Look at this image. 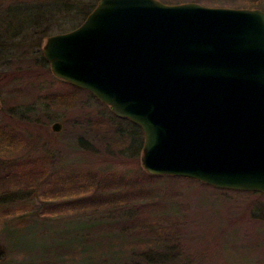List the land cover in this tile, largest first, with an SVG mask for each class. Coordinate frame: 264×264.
Masks as SVG:
<instances>
[{
	"label": "rangeland",
	"instance_id": "obj_1",
	"mask_svg": "<svg viewBox=\"0 0 264 264\" xmlns=\"http://www.w3.org/2000/svg\"><path fill=\"white\" fill-rule=\"evenodd\" d=\"M35 1L41 6H34ZM73 1L75 11L90 9L93 3ZM158 1L264 11V0ZM50 2L0 0V6L13 7L9 16L0 11V21H11L10 30L16 35L5 40L0 55V125L15 129L24 142L8 157L0 152V179L4 174L19 176L16 184L0 186V264H61L62 260L63 264H146L139 258L132 261L127 244L116 237L118 232L107 230L103 237L92 233L93 240L75 243L83 224L126 221L133 218L131 213L150 216L154 230H175L171 235L177 246L164 251L172 255L164 264H264V195L222 192L187 180H148L142 153L130 133L135 128L113 116L88 91L53 75L43 60L45 40L73 31L84 21L75 12H47ZM55 124L59 131L53 129ZM122 130L129 134V142L132 138L136 142L132 151L117 144ZM74 169L140 176V201L97 212L34 217L31 212L43 204L40 194L54 186L52 178ZM100 242L103 245L95 247ZM80 246H91V258L84 259Z\"/></svg>",
	"mask_w": 264,
	"mask_h": 264
},
{
	"label": "water",
	"instance_id": "obj_2",
	"mask_svg": "<svg viewBox=\"0 0 264 264\" xmlns=\"http://www.w3.org/2000/svg\"><path fill=\"white\" fill-rule=\"evenodd\" d=\"M42 51L142 129L149 175L264 195V11L100 0Z\"/></svg>",
	"mask_w": 264,
	"mask_h": 264
},
{
	"label": "trees",
	"instance_id": "obj_3",
	"mask_svg": "<svg viewBox=\"0 0 264 264\" xmlns=\"http://www.w3.org/2000/svg\"><path fill=\"white\" fill-rule=\"evenodd\" d=\"M78 1L80 0H77V2ZM99 1L100 0H93L90 9H84L80 11H75L72 8L75 7V1L73 0H51L50 3H47L48 5L46 6V8L47 12L50 13L67 11V13L73 14V12H75L78 15H82V20L85 21L89 14L95 9ZM252 2L256 3L255 0H253ZM34 3V6H41V4L37 1H35ZM81 23L83 22H80V24L78 23L77 26L79 27ZM43 60L45 65L49 64V62H47L45 58H43ZM75 88L77 90L84 91L80 88ZM64 98L70 99V96L66 95ZM99 103L103 104L101 102ZM112 115L114 116L113 113ZM120 120L128 122L135 128V130H131L130 133L138 143V153H142L144 145V133L142 129L139 126L131 123L127 119ZM122 132L123 133H120V138L117 139L118 146L127 145V148L132 151V149L135 148L136 142L133 140V138L131 139V142H129V134L124 130H122ZM22 144H24L23 139L17 132H15V129H12L7 125H0V152L3 153L5 157L12 155L11 152H13V150H19ZM143 174L148 180L150 179V181L158 179H172L201 183L199 181L188 178L170 176L157 177L149 175L146 172ZM18 180L19 176L13 177L4 174L3 178L0 179V186L2 184L14 185ZM52 180L53 181L51 183H53L54 186L50 187L49 191H45L40 194V199L43 203L41 204L42 206L40 205V207L35 208L34 213L31 212L34 217L43 215L67 216L87 212H97L109 208L135 205L138 201H140L139 194L142 192V181L140 176L133 178L126 174L120 175L113 170H107L101 173L85 169H74L70 171L65 170L53 177ZM201 184L210 188L212 187L203 183ZM212 188L222 192L230 191L218 189L215 187ZM251 193L256 194V192ZM257 194L263 195L261 193ZM11 212L12 211H9L8 213ZM135 215L134 213H131L130 218L133 216L132 219L121 222H119L118 220H111L110 222H101L97 224H83L82 227L78 229V232L75 235V243H79L78 245H80V243L82 244V241L88 242L90 240H93L94 236L90 237L92 233L98 232L99 237H103L104 232H106L107 230H111L113 233L118 232L116 237H120L121 239L119 238V241L127 244L125 247H128L129 256L133 262L135 258L141 259L146 264H164L165 262H167V260L169 261L172 255L167 254L164 251L172 250L177 246V240L174 239L175 237H172L171 235L173 232H175V230L168 228H157L156 230H154L153 226L155 225V221L151 220L150 216L143 218L141 216ZM160 220L162 221V219ZM106 227H108V229H106ZM136 228L142 229H140L141 231L136 233ZM127 239H129L130 241ZM135 241H137L138 243ZM102 245L103 244H101V242L96 243L95 247L99 248ZM90 247L91 246L81 247V254L84 256L85 260L91 258L92 253L91 250H89ZM140 247L141 250H137ZM119 249L122 252L123 247H120ZM159 251L164 252V254H160ZM61 264H63V260Z\"/></svg>",
	"mask_w": 264,
	"mask_h": 264
},
{
	"label": "flooded vegetation",
	"instance_id": "obj_4",
	"mask_svg": "<svg viewBox=\"0 0 264 264\" xmlns=\"http://www.w3.org/2000/svg\"><path fill=\"white\" fill-rule=\"evenodd\" d=\"M257 1V0H256ZM0 11H2V13H3V11H4V14H6V13H8V15L7 16H9V14H10V10L13 8H11L10 9V7H8V8H5V7H3V6H0ZM4 8V9H3ZM8 9V10H7ZM6 16V17H7ZM8 18V17H7ZM6 21H7V19H4L3 21H0V40H2L1 42H2V46H1V48H0V55H2L3 56V51H4V43H5V40L7 39V38H14L16 35L14 34L13 35V32L10 30V29H12L11 27H12V25H11V21L10 22H7L6 23ZM8 23H9V25H8ZM28 31L30 32V35H31V24L28 26ZM11 35V36H10ZM45 58V57H44ZM46 59V58H45ZM48 62V61H47ZM49 66H50V64H48ZM51 68V67H50ZM18 70H20V69H18ZM25 71H31V69H28V70H25ZM0 105H1V102H0Z\"/></svg>",
	"mask_w": 264,
	"mask_h": 264
}]
</instances>
